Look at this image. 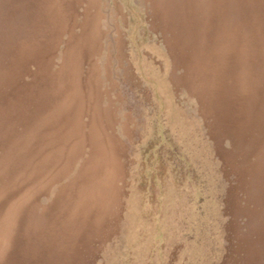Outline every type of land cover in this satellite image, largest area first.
Here are the masks:
<instances>
[{"label":"rangeland","instance_id":"rangeland-1","mask_svg":"<svg viewBox=\"0 0 264 264\" xmlns=\"http://www.w3.org/2000/svg\"><path fill=\"white\" fill-rule=\"evenodd\" d=\"M0 264H264V0H0Z\"/></svg>","mask_w":264,"mask_h":264}]
</instances>
